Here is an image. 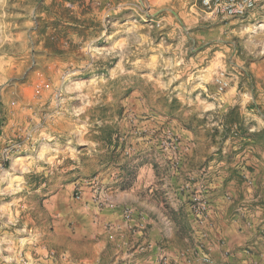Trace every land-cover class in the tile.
Masks as SVG:
<instances>
[{"label": "rangeland", "instance_id": "rangeland-1", "mask_svg": "<svg viewBox=\"0 0 264 264\" xmlns=\"http://www.w3.org/2000/svg\"><path fill=\"white\" fill-rule=\"evenodd\" d=\"M92 1L0 0V126L15 135L0 149V264H113L125 244L153 240L148 229L163 218L164 252L264 264V0L244 18L211 16L201 0ZM70 16L80 24L57 20ZM196 89L208 108L180 96ZM144 163L162 217L136 205L148 185L136 201L113 200L137 187ZM221 176L220 195L246 211L212 219L210 184ZM96 186L128 233L107 225L77 234L53 201L67 194L76 208L101 212L91 201ZM196 194L204 216L193 211ZM170 196L185 202L176 209ZM227 227L243 240L218 236Z\"/></svg>", "mask_w": 264, "mask_h": 264}, {"label": "crops", "instance_id": "crops-1", "mask_svg": "<svg viewBox=\"0 0 264 264\" xmlns=\"http://www.w3.org/2000/svg\"><path fill=\"white\" fill-rule=\"evenodd\" d=\"M197 90V91H196ZM195 90V96L194 95H185L181 93V97H183L185 100L188 102H193L198 105H200L203 108H208L206 107L207 105L211 104L210 102H206V99L199 97L198 93L201 94L203 93L202 90L198 92L199 89ZM228 97L226 100H229L228 102H231L235 98V90L234 88L227 93ZM213 103L212 105H214ZM211 105V106H212ZM0 149H5L7 148L11 143H13L14 140H12L15 136L14 133H10L5 126H0ZM28 139V138H27ZM32 139V138H31ZM30 140V139H28ZM25 146H21L23 148ZM149 151L154 152L155 155H157L156 152H158L157 149H149ZM150 152V153H151ZM160 156V155H158ZM236 168V167H235ZM234 168V169H235ZM153 167L152 165L145 164L141 168V172L139 174V179L140 183L137 184V187L132 189L130 192L125 191L123 194H120L119 196L116 195L114 197V201L117 202V204H127L128 202L136 201V194L137 192L141 189H143L145 186H149V188L146 191L145 198L143 199V203L139 202L136 203L138 206V209L142 211V214L145 213V215L148 216V214L153 217V218H158L162 217V203H158L154 198H152V193L155 190L156 184L153 182H144V180L149 179L152 174H153ZM221 175V174H220ZM221 180V181H219ZM182 179L180 180V182ZM223 181V177L221 176L219 179L216 177L212 180L211 186L213 187V192L210 193L211 202H210V208H211V218L218 213V212H227L229 210L234 211H240L244 212L246 211V208H243V204L241 203V206L243 207H235L234 201L230 199L227 195H220L222 191L220 192V189H218L219 186L223 185L221 182ZM177 178H173L172 184L175 185L177 184ZM233 184V185H232ZM228 185V194H231V196H234V181L231 180L227 182ZM168 186V185H167ZM167 186H164L163 188H167ZM243 188H245V183H243ZM156 189V190H157ZM220 192V193H219ZM54 203L58 205V207H62L66 213V219L68 221L72 222L73 226V231L77 234H82L83 236L85 235H91L93 231L97 230H102V227H107V225H115L116 228H121L123 230V235L128 233V229L126 227L125 222H123L120 218V210L117 209H106L101 212L94 211V212H88V210L82 206L80 207L81 209H78L75 207V205L71 204L70 202L68 203V195L67 194H57L54 198ZM166 201L170 206L176 207L177 204H181L182 202H185L184 197L181 200H177L176 203H174V199L170 197H166ZM180 206V205H178ZM181 205L180 207H182ZM179 207H176L178 209ZM183 209V208H182ZM164 216V215H163ZM137 218V217H135ZM151 219H149L150 221ZM160 220V218H159ZM161 221V220H160ZM169 221L166 218H163L161 226H159V229H154L153 228L149 230V236L150 238L153 237V240H149L146 242V239L142 241H132L130 245H128L129 248H127L126 244L120 248L114 255V263L113 264H202V261L200 258L197 257H185L182 256L179 253L175 252H164L163 250H160L158 245L161 243V239L163 236L166 235L167 232H169L168 228L169 227ZM62 227V225H59ZM120 226V227H119ZM68 227V231L71 232V228ZM104 227V228H105ZM228 230L221 231L220 229H217L218 236H223L225 239H227V243L230 245L231 242L233 241H241L243 240L242 232L239 231L238 227L237 228H230L227 227ZM171 231V228H170ZM210 233H213L212 231H209ZM215 235V234H214ZM134 239V237H132ZM213 240V239H212ZM149 243V244H146ZM216 246V245H215ZM215 252V251H214ZM215 258H218L217 254H213ZM244 257V256H243ZM241 257L235 258L234 261L237 260L239 264H249L251 261L249 260H238ZM164 261L162 262V260ZM221 258H219L220 260ZM70 264H90L89 262H79L77 260L70 262Z\"/></svg>", "mask_w": 264, "mask_h": 264}, {"label": "built area", "instance_id": "built-area-1", "mask_svg": "<svg viewBox=\"0 0 264 264\" xmlns=\"http://www.w3.org/2000/svg\"><path fill=\"white\" fill-rule=\"evenodd\" d=\"M204 11L211 16H222L232 18H244L251 15L260 5L261 0H201ZM219 83L218 89L223 91L227 86L225 81L217 79ZM5 149H10L9 147ZM4 159H0V180L4 173ZM96 184V183H95ZM92 203L100 210L115 209L116 204L114 201L99 187H95L92 194ZM193 211L204 216L207 211L206 201L198 194L193 197ZM125 217L129 218L131 212L129 210L124 211Z\"/></svg>", "mask_w": 264, "mask_h": 264}, {"label": "trees", "instance_id": "trees-1", "mask_svg": "<svg viewBox=\"0 0 264 264\" xmlns=\"http://www.w3.org/2000/svg\"><path fill=\"white\" fill-rule=\"evenodd\" d=\"M62 2L64 1L65 3H69L71 5H74L75 3L79 2L80 0H61ZM91 3H93V1L91 0L90 2V5ZM62 19L64 20L63 22L69 24V25H75L77 26L78 24H80V21L79 19L73 17V16H70V17H60L59 19H57L59 22H62ZM228 128V127H227ZM229 129V128H228ZM0 135H1V131H0Z\"/></svg>", "mask_w": 264, "mask_h": 264}]
</instances>
